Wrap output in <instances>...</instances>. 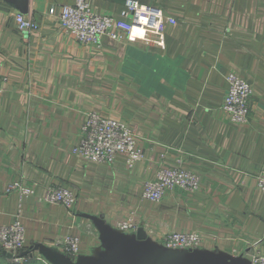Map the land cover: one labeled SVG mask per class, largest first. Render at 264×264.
<instances>
[{
  "label": "crops",
  "instance_id": "crops-1",
  "mask_svg": "<svg viewBox=\"0 0 264 264\" xmlns=\"http://www.w3.org/2000/svg\"><path fill=\"white\" fill-rule=\"evenodd\" d=\"M88 1L116 18L137 6L128 40L103 36L93 46L65 34L49 8L73 0H27L23 11L0 0V226L20 212L25 240L17 252L0 247V264H50L29 248L74 233L78 254H90L98 233L82 214H103L113 226L133 216L154 240L196 231L203 248L239 255L258 242L264 252L256 181L264 167V0ZM20 12L36 31L16 28ZM229 73L251 85L245 124L221 109ZM91 111L132 129L143 153L133 168L124 154L110 165L71 152ZM162 165L196 172L199 190L143 200L145 181ZM14 181L33 194L6 192ZM49 186L69 188L74 210L44 202Z\"/></svg>",
  "mask_w": 264,
  "mask_h": 264
},
{
  "label": "built area",
  "instance_id": "built-area-1",
  "mask_svg": "<svg viewBox=\"0 0 264 264\" xmlns=\"http://www.w3.org/2000/svg\"><path fill=\"white\" fill-rule=\"evenodd\" d=\"M137 12V6L127 4L118 18L95 13L88 0H73L71 4H59L49 8V14L54 15L59 22L61 30L72 36L77 42L84 45L99 46L101 38L108 36L113 40H128L133 29L131 21ZM14 23L19 31H36L38 23L21 13L14 15ZM167 22L174 24L173 18ZM0 78V95L3 93ZM227 89L223 97L221 109L227 114L229 121L234 124H245L248 121V102L251 95V85L235 73L225 76ZM78 143L71 149L77 157L94 163L112 164L117 154L125 155L126 167L131 169L142 160L143 153L138 145L137 138L132 129L124 122L101 115L97 112H88L86 120L81 125ZM257 187L264 191V167L256 177ZM200 187V177L183 167L159 166L154 177L145 181L141 198L151 202H159L166 192L179 188L187 192H196ZM18 192L21 196L33 194V188L14 181L7 185L6 192ZM44 202L60 204L67 210H74L77 198L74 193L64 186H49L42 198ZM123 232H135L138 222L129 216L119 220L114 225ZM160 244L173 249L203 248L204 239L196 231H164L155 239ZM24 226L21 222L20 212H17L13 221L0 226V247L4 250L17 252L24 248ZM55 248L71 258L78 255L79 234L74 233L55 239ZM251 264H264V252L260 251L258 242L251 244L249 249L242 253Z\"/></svg>",
  "mask_w": 264,
  "mask_h": 264
},
{
  "label": "water",
  "instance_id": "water-1",
  "mask_svg": "<svg viewBox=\"0 0 264 264\" xmlns=\"http://www.w3.org/2000/svg\"><path fill=\"white\" fill-rule=\"evenodd\" d=\"M11 1L21 11L25 10L27 0ZM82 215L92 222L98 233L99 245L90 254L71 258L43 243H35L27 253L37 251L50 264H251L243 254L232 255L207 248H168L150 237L142 226L127 233L106 222L103 214Z\"/></svg>",
  "mask_w": 264,
  "mask_h": 264
},
{
  "label": "rangeland",
  "instance_id": "rangeland-1",
  "mask_svg": "<svg viewBox=\"0 0 264 264\" xmlns=\"http://www.w3.org/2000/svg\"><path fill=\"white\" fill-rule=\"evenodd\" d=\"M226 252V251H225Z\"/></svg>",
  "mask_w": 264,
  "mask_h": 264
}]
</instances>
